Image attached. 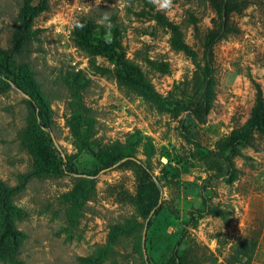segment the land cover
<instances>
[{"label": "rangeland", "instance_id": "rangeland-1", "mask_svg": "<svg viewBox=\"0 0 264 264\" xmlns=\"http://www.w3.org/2000/svg\"><path fill=\"white\" fill-rule=\"evenodd\" d=\"M163 2L47 0L28 43L16 52L23 3L0 0V49L28 67L50 106L54 147L73 156L75 169L31 175L25 96L0 82V181L21 188L13 198V224L25 236L21 262L178 264L181 257L188 264H264V134L241 149L231 170L220 145L248 119L254 84L264 100V0H170L161 7ZM221 21L225 27L213 49L215 100L199 124L191 114L199 99L194 78L203 66L206 36ZM85 24L92 28L90 42L121 45L165 111L118 87L116 63L78 43V26ZM171 26L181 32L187 54L170 47ZM144 58L167 63V71L153 70ZM74 101L87 110L82 126H90L95 147L137 144L135 157L161 187L159 214L145 218L136 206L135 169L90 176L94 157L76 144L66 123Z\"/></svg>", "mask_w": 264, "mask_h": 264}, {"label": "trees", "instance_id": "trees-1", "mask_svg": "<svg viewBox=\"0 0 264 264\" xmlns=\"http://www.w3.org/2000/svg\"><path fill=\"white\" fill-rule=\"evenodd\" d=\"M22 11L19 16V25L13 38L14 51L19 52L26 45L31 36L32 21L47 9V0H22ZM220 20L223 14L220 7H216ZM225 27L224 22H219L218 27L207 34L202 53L203 66L200 75L194 78V86L198 88L199 99L191 114L196 122L204 124L209 111L215 100V77H214V45L221 36ZM78 43L82 44L93 55L103 54L109 57L117 65L115 79L118 87L126 94H135L145 102L152 105L157 111H165L162 97L157 94L150 81L143 75L139 66L130 63L123 56V48L114 40H102L96 43L90 42L92 28L88 25H80ZM172 36L170 47L177 51L189 52L188 46L181 37L177 26H171ZM147 66L153 70L165 73L168 64L144 58ZM0 82L6 87H15L25 96V104L28 110L27 129L25 141L34 158V167L31 175L56 174L58 172L73 173L71 155H62L54 147L53 140L48 132L51 128V110L40 90L39 85L32 78V74L25 64L15 65L9 52L0 49ZM256 87V98L250 115L245 123L234 129L220 143L222 151H227L224 162L228 168L233 169V159L240 155L243 147H252L256 134H264V100L259 85ZM70 118L66 121L70 134L81 148L92 153L96 170L90 174L95 177L99 172L130 167L137 173L138 187L135 201L139 211L146 217L159 214L162 206V191L151 170L138 160L133 151L137 144H112L95 147L89 142L91 128L88 117H85V108L78 102L70 105ZM83 121V122H82ZM30 174L24 175L28 178ZM21 188L8 186L0 181V262L5 264H25L18 260V251L25 238L14 224L13 218L17 210L13 204V198ZM71 201L77 202L76 192L70 194ZM150 221L148 222V226ZM251 248H255V242H251ZM178 264H188L189 260L180 257Z\"/></svg>", "mask_w": 264, "mask_h": 264}, {"label": "clouds", "instance_id": "clouds-1", "mask_svg": "<svg viewBox=\"0 0 264 264\" xmlns=\"http://www.w3.org/2000/svg\"><path fill=\"white\" fill-rule=\"evenodd\" d=\"M170 3V0H164V2L161 4V7H167Z\"/></svg>", "mask_w": 264, "mask_h": 264}]
</instances>
